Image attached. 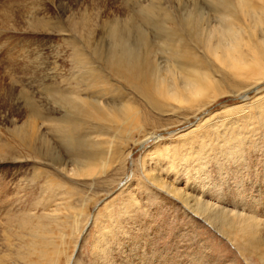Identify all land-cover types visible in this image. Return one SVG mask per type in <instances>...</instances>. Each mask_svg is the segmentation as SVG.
Instances as JSON below:
<instances>
[{
	"label": "rangeland",
	"instance_id": "obj_1",
	"mask_svg": "<svg viewBox=\"0 0 264 264\" xmlns=\"http://www.w3.org/2000/svg\"><path fill=\"white\" fill-rule=\"evenodd\" d=\"M149 1L0 0V264H46L40 253L55 248L57 264H264V125L246 128L229 155L184 149L187 133L234 117L264 83L246 92L245 81L220 83L200 110L163 114L133 98L139 122L129 135L109 131L105 169L85 177L65 163V88L91 81L77 69L76 47L92 55L80 37L96 45L102 24ZM81 24L91 30L78 35ZM234 213L258 223L255 235L246 230L252 250L237 244L245 222Z\"/></svg>",
	"mask_w": 264,
	"mask_h": 264
},
{
	"label": "bare ground",
	"instance_id": "obj_2",
	"mask_svg": "<svg viewBox=\"0 0 264 264\" xmlns=\"http://www.w3.org/2000/svg\"><path fill=\"white\" fill-rule=\"evenodd\" d=\"M136 7L138 10L129 9L121 21L111 19L102 24L98 29L103 36L96 45L86 36H79L92 55L81 46L76 47L75 52L83 63L77 69L84 71L91 81L65 88V99L62 98L65 118L58 123L65 132V136L61 133L65 155L70 156L65 163L70 164L69 171L73 170L75 175L90 177L108 166L113 157L108 150L109 131L129 135L139 122L133 98H141L144 104L165 114L163 110L169 106L205 108L220 93L217 90L220 83L229 86L245 81L242 87L236 85L243 92L258 89L264 83V0H193L190 8L162 6L158 0H150ZM205 10L215 14V22L205 17ZM81 27L78 35L86 25ZM85 29L89 31L91 27ZM202 51L209 55V60H206L208 56L200 55ZM205 61L209 70L204 67ZM96 90H101L102 95L96 97L93 92ZM212 94L216 95L210 98ZM257 96L238 106L236 115L223 123L220 121L221 125L212 123L194 136L187 133L184 139L188 146L184 149L207 154L219 148L218 153L231 154L240 138L249 137L244 136L246 128L256 123L264 125V90ZM31 114L36 117L34 109ZM69 171L65 169V173ZM233 216L245 222L239 234L244 242L237 244L252 250L245 235L246 230L250 236L255 235L257 221L253 217H239L237 213ZM55 249L41 252L40 258L46 264H57Z\"/></svg>",
	"mask_w": 264,
	"mask_h": 264
}]
</instances>
